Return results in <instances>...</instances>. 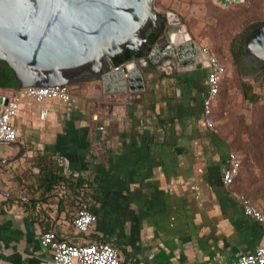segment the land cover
<instances>
[{
  "label": "crops",
  "instance_id": "crops-1",
  "mask_svg": "<svg viewBox=\"0 0 264 264\" xmlns=\"http://www.w3.org/2000/svg\"><path fill=\"white\" fill-rule=\"evenodd\" d=\"M192 58L200 68L175 61L166 70L149 62L145 90L126 102L89 98L90 86L80 83L70 104L21 106L13 125L25 152L14 162L0 161V189L19 196L0 193V264H52L51 250L39 240L51 230L69 242H111L124 264H232L264 245L263 228L240 202L246 196L264 211V196L247 195L236 180L223 185L229 144L203 122L208 64L199 53ZM261 74L241 69L245 81ZM44 106L48 115L41 118ZM105 113L110 120L100 132ZM18 150L0 145V157ZM37 157L52 164L66 158L90 184L95 221L87 233L74 230L75 206L58 187L41 195L49 178L26 175Z\"/></svg>",
  "mask_w": 264,
  "mask_h": 264
},
{
  "label": "water",
  "instance_id": "water-1",
  "mask_svg": "<svg viewBox=\"0 0 264 264\" xmlns=\"http://www.w3.org/2000/svg\"><path fill=\"white\" fill-rule=\"evenodd\" d=\"M218 1L228 5L240 0ZM171 14L158 12L154 0H0V60L16 78L14 91L95 82L125 52L129 60L141 55L155 64L169 58L182 67L200 68L187 50L196 47L195 42L184 25L171 24ZM177 33L183 34V45L176 44ZM238 43L246 60L258 63L264 73V22L244 31ZM6 103L7 97L0 94V108ZM0 145L19 148L12 158L0 157L4 163L25 152L17 140H0Z\"/></svg>",
  "mask_w": 264,
  "mask_h": 264
},
{
  "label": "built area",
  "instance_id": "built-area-1",
  "mask_svg": "<svg viewBox=\"0 0 264 264\" xmlns=\"http://www.w3.org/2000/svg\"><path fill=\"white\" fill-rule=\"evenodd\" d=\"M213 1L219 2L218 0ZM197 49L198 53L206 58L208 64L207 88L202 96L203 122L208 129L213 130L215 127L213 105L219 94L220 81L226 73V67L208 48L199 46ZM173 62L175 60L163 58L154 65L164 66L168 70ZM148 64L149 62L144 56L120 63L104 73L100 80L86 83L90 86L86 90V95L89 98H105L107 101L119 103L128 101L145 90L146 81L143 70ZM110 74H115V77L104 80L103 77H108ZM76 85L12 90L7 97V103L0 108V140L8 142L17 140L13 118L23 104L44 105L49 100H58L70 104L75 94ZM105 86H109V89L105 90ZM39 115L41 118H46L48 108L45 106L41 108ZM100 117L101 114L97 112L92 115L93 120L96 121ZM109 120V116L105 113L103 123L97 125L96 129L104 132ZM98 145L100 147L101 142H98ZM56 162L63 177L58 187L59 191L67 201L75 206L72 214V226L77 233L85 234L92 229L95 221V215L87 201L92 194V188L87 181L80 180L78 173L71 170L66 158H58ZM240 167L241 161L238 156L233 151H229L224 160L222 171L224 186H231L235 182ZM240 202L243 213L264 230V211L259 210L254 202L246 196H241ZM39 240L43 247L51 250L52 264H124L115 246L108 241L74 243L60 239L52 230L42 233ZM232 264H264V245L255 248L250 254L237 255Z\"/></svg>",
  "mask_w": 264,
  "mask_h": 264
},
{
  "label": "rangeland",
  "instance_id": "rangeland-1",
  "mask_svg": "<svg viewBox=\"0 0 264 264\" xmlns=\"http://www.w3.org/2000/svg\"><path fill=\"white\" fill-rule=\"evenodd\" d=\"M154 7L174 14L197 47L208 48L225 65L213 105V130L241 161L239 186L251 197L264 196V73L243 80L233 55L242 33L264 22V0H240L227 6L213 0H154ZM243 85L249 88L246 97Z\"/></svg>",
  "mask_w": 264,
  "mask_h": 264
},
{
  "label": "trees",
  "instance_id": "trees-1",
  "mask_svg": "<svg viewBox=\"0 0 264 264\" xmlns=\"http://www.w3.org/2000/svg\"><path fill=\"white\" fill-rule=\"evenodd\" d=\"M156 39V36H150L151 42H154ZM241 50V46H240ZM235 56V54L233 53ZM141 56V55H139ZM130 59V54L128 52H125L121 57H116L113 59V64L118 65L120 63H123ZM16 78L11 71V69L0 60V89H12L16 86ZM242 93L246 97L249 93V88L247 86H242ZM31 167H36L38 169V172L32 173L31 167L26 172V175L28 176H36L37 179L40 178V176H45V180L49 178L47 186L45 184L43 185V193L41 195H44L46 192H50L52 188L59 187L61 181L63 180L61 170L57 166V162L55 164H52L50 161H48L46 158H31L28 162ZM38 184V182H37Z\"/></svg>",
  "mask_w": 264,
  "mask_h": 264
},
{
  "label": "flooded vegetation",
  "instance_id": "flooded-vegetation-1",
  "mask_svg": "<svg viewBox=\"0 0 264 264\" xmlns=\"http://www.w3.org/2000/svg\"><path fill=\"white\" fill-rule=\"evenodd\" d=\"M240 46L241 45L238 43L235 49L233 50V53L235 54L234 56L235 61L238 63L240 68L244 71H249V72H253V71L263 72V68H261L258 63L252 60H246L243 54V49L241 47V50H240Z\"/></svg>",
  "mask_w": 264,
  "mask_h": 264
},
{
  "label": "bare ground",
  "instance_id": "bare-ground-1",
  "mask_svg": "<svg viewBox=\"0 0 264 264\" xmlns=\"http://www.w3.org/2000/svg\"><path fill=\"white\" fill-rule=\"evenodd\" d=\"M169 21L171 22V24H178V21H177L175 15H173V14H171L169 16ZM175 40H176V44L181 43L183 45L185 43L184 36L181 33H177L175 35ZM187 50L190 53V56H192V57L197 56V54H198V49L195 46L194 47L190 46Z\"/></svg>",
  "mask_w": 264,
  "mask_h": 264
}]
</instances>
